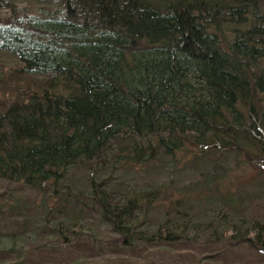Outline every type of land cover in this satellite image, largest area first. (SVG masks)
<instances>
[{"label": "trees", "instance_id": "trees-1", "mask_svg": "<svg viewBox=\"0 0 264 264\" xmlns=\"http://www.w3.org/2000/svg\"><path fill=\"white\" fill-rule=\"evenodd\" d=\"M261 204L264 0H0V250L264 264Z\"/></svg>", "mask_w": 264, "mask_h": 264}, {"label": "rangeland", "instance_id": "rangeland-1", "mask_svg": "<svg viewBox=\"0 0 264 264\" xmlns=\"http://www.w3.org/2000/svg\"><path fill=\"white\" fill-rule=\"evenodd\" d=\"M246 170L247 169H242L239 171L238 175H231L232 178L230 179L234 182V186H231L232 193L236 192L242 196L245 206L249 205L248 200L253 202L255 201L254 199H257V189L260 187V182L253 183L254 180L252 179V175L247 174ZM263 205L264 204H261L260 207ZM161 212L162 208L160 207L159 210L152 213V216L160 217ZM25 246L28 248V245L25 244ZM30 246L33 245L29 244V247ZM23 247L24 246H18V252H20L19 250ZM3 249L4 250H0V264H67L73 262L74 260L92 258L97 255L94 251V246L91 245V242L88 239H85L81 243L73 245L66 250L50 251L43 249L37 252L32 251L31 249L24 253L26 254L24 258L21 257L22 255L18 254L13 257V255H10L6 251L7 248ZM182 256L183 253H180L179 255H168V253L160 252L141 255L140 252H117L114 256L106 258L100 264H176L180 263V261H184V257ZM20 257L21 261L18 259ZM222 260H224V264H245V262H251L252 256H250L249 252H237L234 254L229 253L224 255ZM86 264L95 263L88 262Z\"/></svg>", "mask_w": 264, "mask_h": 264}]
</instances>
